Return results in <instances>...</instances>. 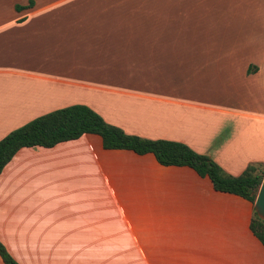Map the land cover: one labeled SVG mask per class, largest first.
I'll use <instances>...</instances> for the list:
<instances>
[{"label":"crops","instance_id":"1","mask_svg":"<svg viewBox=\"0 0 264 264\" xmlns=\"http://www.w3.org/2000/svg\"><path fill=\"white\" fill-rule=\"evenodd\" d=\"M143 5L0 0V140L84 104L128 134L183 142L230 175L264 164V54L197 39L190 23ZM165 47L192 59V72L112 86L115 58ZM254 211L189 166L106 149L97 134L23 147L0 174V241L20 264H264Z\"/></svg>","mask_w":264,"mask_h":264},{"label":"trees","instance_id":"2","mask_svg":"<svg viewBox=\"0 0 264 264\" xmlns=\"http://www.w3.org/2000/svg\"><path fill=\"white\" fill-rule=\"evenodd\" d=\"M33 4V1L30 2V6ZM256 70L257 66L251 65L248 73ZM86 133L100 135L106 149L132 150L140 155L152 153L163 166H189L202 177L208 176L217 191L242 196L254 206L264 180V169L260 172L261 167L257 165H250L241 175H230L213 158L183 142L128 134L84 104L70 105L38 116L1 139L0 174L23 147L50 148L60 142L78 139ZM251 229L264 244V219L256 209ZM0 256L5 264H20L1 241Z\"/></svg>","mask_w":264,"mask_h":264},{"label":"rangeland","instance_id":"3","mask_svg":"<svg viewBox=\"0 0 264 264\" xmlns=\"http://www.w3.org/2000/svg\"><path fill=\"white\" fill-rule=\"evenodd\" d=\"M142 2L143 6L163 10L161 21L168 22L173 15L174 23H190V28L197 32L198 37L195 36L197 39L221 40V42L224 40L225 44L230 45L225 49L232 53L244 46L240 45V41H246L243 49L253 54L252 57L260 58L261 54H264V36L260 37L261 40L258 37L264 32V0H112V5L139 8ZM205 17L208 21L201 22V18ZM181 38L190 37L181 36ZM254 42L257 45L253 46ZM156 49L163 52L157 56L150 53L145 60L136 57V54L132 56L133 60L114 57L115 62L119 61L123 64L112 63V74L117 75L115 79H113L115 75L112 77V86H118L121 84L119 82H132L139 87L138 82L142 77L146 80L149 78L150 81L164 79V82H168L172 75L192 72L187 67L192 59L185 58L180 62L178 58H174L172 52L174 48ZM116 54L122 56L124 53L121 50H112V56ZM254 61L258 62L256 59ZM212 62L217 67L222 65L215 60ZM256 62L251 64L258 66ZM256 165L261 167L260 172L264 169V164Z\"/></svg>","mask_w":264,"mask_h":264},{"label":"water","instance_id":"4","mask_svg":"<svg viewBox=\"0 0 264 264\" xmlns=\"http://www.w3.org/2000/svg\"><path fill=\"white\" fill-rule=\"evenodd\" d=\"M255 209L257 214L264 219V180L260 186V189L257 194Z\"/></svg>","mask_w":264,"mask_h":264}]
</instances>
